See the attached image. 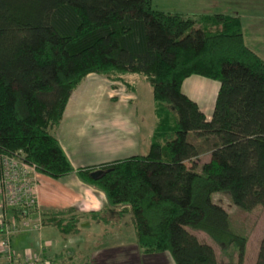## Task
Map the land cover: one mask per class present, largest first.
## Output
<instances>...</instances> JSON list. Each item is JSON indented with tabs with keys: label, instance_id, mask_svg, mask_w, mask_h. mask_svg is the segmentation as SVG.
I'll return each mask as SVG.
<instances>
[{
	"label": "trees",
	"instance_id": "16d2710c",
	"mask_svg": "<svg viewBox=\"0 0 264 264\" xmlns=\"http://www.w3.org/2000/svg\"><path fill=\"white\" fill-rule=\"evenodd\" d=\"M90 73L128 89L126 76L139 73L151 85L157 121L147 154L74 168L55 133ZM193 75L220 83L211 119L182 90ZM19 153L39 173L76 172L102 189L131 215L145 254L221 264L191 226L222 247L236 244L238 264H248L247 237L212 194L228 190L244 210L264 205V58L247 45L237 15L196 17L153 0H0V154ZM204 154L210 159L188 165ZM82 218L75 208L41 212L43 226L65 236ZM251 264H264V237Z\"/></svg>",
	"mask_w": 264,
	"mask_h": 264
},
{
	"label": "crops",
	"instance_id": "0c3cea01",
	"mask_svg": "<svg viewBox=\"0 0 264 264\" xmlns=\"http://www.w3.org/2000/svg\"><path fill=\"white\" fill-rule=\"evenodd\" d=\"M217 1L219 0H185L186 13L182 11L184 6L180 4L173 6L172 0H165L163 7L159 5L154 7L163 11L171 12L174 10L172 12L198 17L202 14H208H200L199 10L202 7L213 6ZM222 2H226V6L230 7L231 12L221 11L215 13H225L241 17L242 13L241 11L238 12L236 7L243 5L245 8H248L247 5L252 6L255 4H260L264 7V0H222ZM251 48L253 49L252 46ZM260 56L263 57L262 54ZM201 77L193 75L187 78L183 82L182 90L206 112V110L214 109L220 85L215 90L216 84L212 81L216 80ZM187 81H191L189 92L185 91ZM126 82L132 86L131 89H128L126 84L121 81H113L100 74L90 73L72 92L55 134L74 168L98 166L106 162L148 153L156 126V122H154V117H156L155 103H153L152 107H148L149 113L143 115L140 108V94L134 83L132 84L129 81L128 75L126 76ZM203 98L208 99L207 106L205 107L201 104ZM143 119L147 120L150 125H153L152 132L148 133L147 136L144 133ZM37 197V208L32 214L34 217L41 216V212L43 211L75 208L84 217L87 216L91 219L89 225L94 221L100 224L103 219L92 218L91 213L103 212L108 208L106 193L99 187L82 181L76 172L62 178H51L40 174ZM2 212L3 209L1 210ZM121 216H123L124 227H133V234L136 237L131 215L126 214ZM45 227L53 226H42V229ZM193 233L199 237L197 233ZM209 237L206 233L204 239L202 237H199V239L209 243ZM51 244L50 240L47 239L45 247L51 246ZM212 246L214 247V245ZM21 248L19 246L16 250H21ZM214 249L216 251L215 247ZM43 254L47 256L53 255L50 251H44ZM157 255L158 258H172L169 254ZM99 259L92 258L93 261L91 263L102 262ZM2 262L3 259L0 258V264ZM37 264L46 263L40 262L38 258Z\"/></svg>",
	"mask_w": 264,
	"mask_h": 264
},
{
	"label": "rangeland",
	"instance_id": "374dc122",
	"mask_svg": "<svg viewBox=\"0 0 264 264\" xmlns=\"http://www.w3.org/2000/svg\"><path fill=\"white\" fill-rule=\"evenodd\" d=\"M164 1L154 0V6L159 5L163 7ZM172 2L173 6L178 4L184 6L182 11H186L185 0H172ZM247 6L248 8H245L243 5L236 7V10L242 13L240 18L243 24L245 41L249 47L252 46L254 50L256 49L255 51L264 57V7L260 4ZM199 11L200 14H211L221 11L231 12L230 7L226 6V2H222V0L217 1L213 6H204ZM128 76L129 81L132 84L134 83L140 94L142 114H148V107H152L154 103L151 85L139 73H131ZM212 82L216 84V90L220 83L218 81ZM189 85H191V81H187L185 87V91L187 92L190 91ZM207 103L208 99L203 98L201 101L202 106H207ZM204 113L208 119H211L213 110H206ZM156 121L157 119L154 117V122ZM152 129L153 125L144 120V133L146 136L152 132ZM209 159L210 154H204L199 158L189 160L187 163L191 166L197 160L200 166L204 161ZM212 199L227 210L231 229L247 237L243 261L248 264L254 263L258 257L261 241L264 237V205L260 204L251 210H244L234 203L232 194L228 190L214 192ZM120 209V206L110 204L108 200V208L106 211L100 212L103 219L100 224L94 221L89 225L91 219L83 216L78 234L63 236L55 227H45L41 231H23L13 238L14 247L15 249L19 246L22 247L21 250H16L18 255L28 252L31 255H37L40 262L46 264H175L172 258H158L157 254L148 255L143 253L137 238L133 234V227H124ZM1 210L2 207L0 206V220L2 216ZM38 217L33 216L34 219ZM128 220L130 221L129 217ZM188 228L203 239L206 236V232L200 229H194L191 226ZM1 238L2 231L0 229V240ZM47 239L52 244L45 247ZM208 242L216 248L217 258L221 264H238L240 250L236 244L222 247L216 240L210 237ZM44 251H50L53 255H44ZM162 254L169 253H161L159 255L162 256ZM92 258H100L102 262L91 263L93 261Z\"/></svg>",
	"mask_w": 264,
	"mask_h": 264
},
{
	"label": "built area",
	"instance_id": "2783aa9c",
	"mask_svg": "<svg viewBox=\"0 0 264 264\" xmlns=\"http://www.w3.org/2000/svg\"><path fill=\"white\" fill-rule=\"evenodd\" d=\"M39 171L35 164L19 154H0V196L3 209L0 229V256L3 264H37V255H18L14 235L23 231H40L41 216L34 219L37 208Z\"/></svg>",
	"mask_w": 264,
	"mask_h": 264
},
{
	"label": "water",
	"instance_id": "95a60500",
	"mask_svg": "<svg viewBox=\"0 0 264 264\" xmlns=\"http://www.w3.org/2000/svg\"><path fill=\"white\" fill-rule=\"evenodd\" d=\"M104 174V171L102 169H98V170H95L93 172H91V177L93 179H99L102 175Z\"/></svg>",
	"mask_w": 264,
	"mask_h": 264
}]
</instances>
